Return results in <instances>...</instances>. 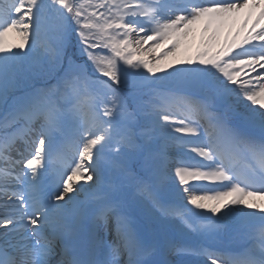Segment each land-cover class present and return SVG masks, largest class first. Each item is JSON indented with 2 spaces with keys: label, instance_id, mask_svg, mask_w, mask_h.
I'll return each instance as SVG.
<instances>
[{
  "label": "snow or ice",
  "instance_id": "6c2138e0",
  "mask_svg": "<svg viewBox=\"0 0 264 264\" xmlns=\"http://www.w3.org/2000/svg\"><path fill=\"white\" fill-rule=\"evenodd\" d=\"M256 197L264 0H0V264H264Z\"/></svg>",
  "mask_w": 264,
  "mask_h": 264
},
{
  "label": "bare ground",
  "instance_id": "6f19581e",
  "mask_svg": "<svg viewBox=\"0 0 264 264\" xmlns=\"http://www.w3.org/2000/svg\"><path fill=\"white\" fill-rule=\"evenodd\" d=\"M242 22H243V14H242L241 23H238L236 25L235 29H233V31L231 33L232 37H235L236 32L241 29ZM248 27L249 28L251 27V23H249ZM244 31H247V29H244ZM224 35H225V38L228 37V33H225ZM8 39L12 43H18L19 42V37L15 36V35H11ZM222 42H223V40H222ZM199 44H200V40H199V38H197L195 46L192 47L191 51L187 54V56H182L181 59H188L190 57H194L197 50H198ZM77 179H79V178H77ZM81 183H83V181H81ZM249 199H250V202H256V203L264 202V197H256V198H249ZM171 261H174L175 264H180L181 258L176 257V258H173Z\"/></svg>",
  "mask_w": 264,
  "mask_h": 264
},
{
  "label": "rangeland",
  "instance_id": "374dc122",
  "mask_svg": "<svg viewBox=\"0 0 264 264\" xmlns=\"http://www.w3.org/2000/svg\"><path fill=\"white\" fill-rule=\"evenodd\" d=\"M149 43H152V42H149ZM161 51H163V50H161Z\"/></svg>",
  "mask_w": 264,
  "mask_h": 264
}]
</instances>
